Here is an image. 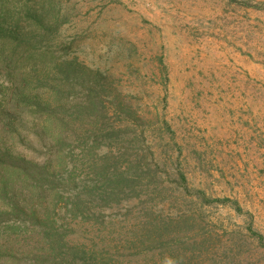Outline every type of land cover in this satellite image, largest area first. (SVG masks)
Masks as SVG:
<instances>
[{"label": "rangeland", "instance_id": "rangeland-1", "mask_svg": "<svg viewBox=\"0 0 264 264\" xmlns=\"http://www.w3.org/2000/svg\"><path fill=\"white\" fill-rule=\"evenodd\" d=\"M63 5L62 40L132 94L161 177L151 198L106 209L107 224L63 218L68 238L124 264H264V0ZM165 120L172 132L159 135Z\"/></svg>", "mask_w": 264, "mask_h": 264}, {"label": "trees", "instance_id": "trees-1", "mask_svg": "<svg viewBox=\"0 0 264 264\" xmlns=\"http://www.w3.org/2000/svg\"><path fill=\"white\" fill-rule=\"evenodd\" d=\"M70 20L63 0H0V237L19 244H0V264H124L71 241L62 219L107 224L106 209L161 184L143 112L107 67L62 40ZM172 225L163 222L157 243Z\"/></svg>", "mask_w": 264, "mask_h": 264}]
</instances>
